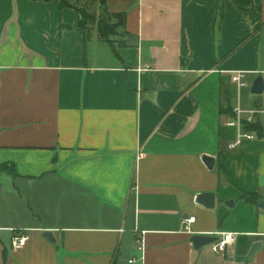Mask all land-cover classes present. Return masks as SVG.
<instances>
[{
    "label": "crops",
    "instance_id": "1",
    "mask_svg": "<svg viewBox=\"0 0 264 264\" xmlns=\"http://www.w3.org/2000/svg\"><path fill=\"white\" fill-rule=\"evenodd\" d=\"M240 1L0 0V264H264V137L228 124L264 108V0Z\"/></svg>",
    "mask_w": 264,
    "mask_h": 264
},
{
    "label": "built area",
    "instance_id": "2",
    "mask_svg": "<svg viewBox=\"0 0 264 264\" xmlns=\"http://www.w3.org/2000/svg\"><path fill=\"white\" fill-rule=\"evenodd\" d=\"M232 80L236 83L238 89H241L247 86V81L245 79L246 72L242 70H236L231 72ZM234 117L228 122L229 125L237 127L239 130L237 137L232 143V146L235 147L240 144L243 139H252L256 137V132L253 130H248L245 128L246 124L255 123L258 115H264V108H244L241 104H236L233 108ZM195 220V217H190L186 219V223H191ZM189 229V226H187ZM217 240L211 243L212 249L216 253L226 254L228 249L232 247L237 241V232L233 231H224L217 233ZM27 240V236L23 234H15L12 237V247L14 249L21 248ZM140 243L138 249L142 252L144 251V241L139 239ZM135 259H131L130 262H134Z\"/></svg>",
    "mask_w": 264,
    "mask_h": 264
},
{
    "label": "trees",
    "instance_id": "3",
    "mask_svg": "<svg viewBox=\"0 0 264 264\" xmlns=\"http://www.w3.org/2000/svg\"><path fill=\"white\" fill-rule=\"evenodd\" d=\"M234 2L241 8L242 3L240 0H234ZM79 18H80V24L82 27H86L88 24V21H94V16L88 15L85 10L78 9ZM125 22V14L124 13H112L108 10V8H103V15L99 20V30L100 35L102 38L110 40V36H114L117 34L116 26L117 24L121 25ZM87 30V29H85ZM232 113L234 114L233 110ZM245 128L248 130H253L256 132L258 136L264 137V124L260 120H256L255 123L246 124ZM0 168L7 170L12 175H16L15 169L13 165H6L3 164L0 166ZM244 197L249 202L257 203L259 198L256 196V194H244ZM115 264V260L113 262Z\"/></svg>",
    "mask_w": 264,
    "mask_h": 264
},
{
    "label": "water",
    "instance_id": "4",
    "mask_svg": "<svg viewBox=\"0 0 264 264\" xmlns=\"http://www.w3.org/2000/svg\"><path fill=\"white\" fill-rule=\"evenodd\" d=\"M251 91L254 94L263 93V91H264V78L261 75L258 76L254 80ZM206 161H207L209 166H212V164H214V159H212V158H207ZM197 201L199 203L203 204L204 206H206L207 208H212L215 206V193H213V192L201 193L198 195ZM226 204L232 206L234 204V202L233 201H227ZM258 205L261 206L262 208H264V200H259ZM43 236L45 238H47L50 242L56 244V240L54 239V235L52 232L47 231L43 234ZM217 238L218 237H216L214 235H199L198 234V235H194L191 240L194 243L195 247L199 248L203 245L211 244L212 242L217 240ZM260 246H261V243L256 242L250 251V255L254 254Z\"/></svg>",
    "mask_w": 264,
    "mask_h": 264
},
{
    "label": "rangeland",
    "instance_id": "5",
    "mask_svg": "<svg viewBox=\"0 0 264 264\" xmlns=\"http://www.w3.org/2000/svg\"><path fill=\"white\" fill-rule=\"evenodd\" d=\"M252 82V81H251Z\"/></svg>",
    "mask_w": 264,
    "mask_h": 264
}]
</instances>
